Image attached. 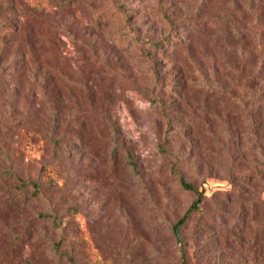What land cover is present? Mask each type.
Returning a JSON list of instances; mask_svg holds the SVG:
<instances>
[{"label": "rangeland", "instance_id": "1", "mask_svg": "<svg viewBox=\"0 0 264 264\" xmlns=\"http://www.w3.org/2000/svg\"><path fill=\"white\" fill-rule=\"evenodd\" d=\"M56 2L0 0V264H262L264 0Z\"/></svg>", "mask_w": 264, "mask_h": 264}, {"label": "trees", "instance_id": "2", "mask_svg": "<svg viewBox=\"0 0 264 264\" xmlns=\"http://www.w3.org/2000/svg\"><path fill=\"white\" fill-rule=\"evenodd\" d=\"M66 0H58L57 6L62 7L65 4ZM254 147V146H253ZM254 177L252 174L246 177L248 182H252ZM180 184L183 189L191 191L195 194V199L191 203L187 212L176 222L173 226V233L176 237H180V229L186 224L189 220L190 215L198 211L200 205L203 203V194L198 192L191 184L186 183L184 178L180 176ZM264 191V190H263ZM227 196L228 192H224ZM243 219L240 225V232L238 237L239 243L247 244L250 246V255L256 263L264 264V200L258 202L247 203V210L242 211ZM258 223V225H256ZM185 264H187L185 262Z\"/></svg>", "mask_w": 264, "mask_h": 264}]
</instances>
